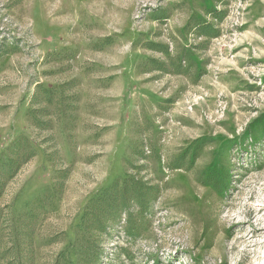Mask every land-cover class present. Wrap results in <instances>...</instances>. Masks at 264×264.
<instances>
[{
  "label": "rangeland",
  "instance_id": "1",
  "mask_svg": "<svg viewBox=\"0 0 264 264\" xmlns=\"http://www.w3.org/2000/svg\"><path fill=\"white\" fill-rule=\"evenodd\" d=\"M0 264H264V0H0Z\"/></svg>",
  "mask_w": 264,
  "mask_h": 264
},
{
  "label": "trees",
  "instance_id": "2",
  "mask_svg": "<svg viewBox=\"0 0 264 264\" xmlns=\"http://www.w3.org/2000/svg\"><path fill=\"white\" fill-rule=\"evenodd\" d=\"M156 46L161 48L160 45ZM147 184V182L129 174H125L122 179L114 180L95 198L91 199L88 205L90 213L82 215V218L87 216V219H84L86 225L91 229L103 230L105 216H115L120 210L126 209L128 229L134 230L132 215L127 211V207L130 206L131 202H134L138 206L139 213L147 210L148 202L156 198L157 192L156 185ZM129 232L132 234V231Z\"/></svg>",
  "mask_w": 264,
  "mask_h": 264
}]
</instances>
